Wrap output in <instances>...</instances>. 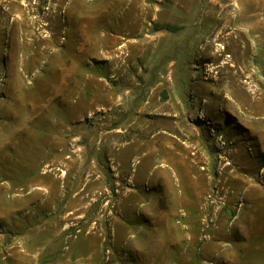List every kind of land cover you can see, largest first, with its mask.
Returning a JSON list of instances; mask_svg holds the SVG:
<instances>
[{
	"label": "rangeland",
	"instance_id": "rangeland-1",
	"mask_svg": "<svg viewBox=\"0 0 264 264\" xmlns=\"http://www.w3.org/2000/svg\"><path fill=\"white\" fill-rule=\"evenodd\" d=\"M127 1L0 0V260L65 225L90 264H264V0ZM169 99L198 181L143 165Z\"/></svg>",
	"mask_w": 264,
	"mask_h": 264
},
{
	"label": "crops",
	"instance_id": "crops-1",
	"mask_svg": "<svg viewBox=\"0 0 264 264\" xmlns=\"http://www.w3.org/2000/svg\"><path fill=\"white\" fill-rule=\"evenodd\" d=\"M111 1L113 4H129L127 0ZM213 3H215V5H219L221 2L213 0ZM132 5V16H135L136 19V16L139 17L145 9L141 4H139L138 0H134ZM170 101L171 99L166 101L165 105L167 106V109H165L164 112L156 111V116L166 119L165 134H172L161 137L164 144L159 147L157 146L155 148V152L147 156L144 162L142 161L143 165H147L148 167H151L152 165L157 166L156 172L158 175H163L162 169H160L161 166L167 168V180H170L171 177L172 180L175 178V180L180 183L193 182L194 180L198 181L199 178H195V176L199 174L196 163L198 164L199 162H202L205 158L203 149L199 148L201 143L200 134L199 132L193 134L189 129L191 131L190 133L193 134V138L190 137V140H187V142L190 141V144L188 143L189 147H187V145H183L184 142H186L183 137H180V140L183 141L181 145L178 140L174 139L175 137L173 134L177 132H174L171 129L183 128V130H185L188 129V127H185L184 117L181 115L180 108L178 107V109L175 110L172 105L173 109H170V106H168ZM171 104H173V100L170 105ZM140 105V108L135 110V113L142 117V115L147 114V111L143 108L144 106H142L143 104H141V102ZM174 123H176V125H174ZM138 130L139 128L136 129V132ZM209 156L211 157L210 154ZM135 157H138L136 148L134 149V159H136ZM140 162L137 163L142 165ZM129 163L127 165H129ZM159 163L161 164L159 165ZM181 194L183 197L188 198H199L201 196L200 191L194 188H191L190 190H182ZM177 202L180 204L181 198H178ZM65 234V225H30L20 233L19 238H21V240L19 241V246L16 245L11 247L19 249L18 252L24 253L26 256L21 257L20 261L13 263L6 262L5 259L7 257L5 256L2 260H0V264H90L89 259L95 251V248H97V246H102V243H98V241L92 237L87 236L79 237L78 239L68 242ZM64 247L66 248V251Z\"/></svg>",
	"mask_w": 264,
	"mask_h": 264
},
{
	"label": "bare ground",
	"instance_id": "bare-ground-1",
	"mask_svg": "<svg viewBox=\"0 0 264 264\" xmlns=\"http://www.w3.org/2000/svg\"><path fill=\"white\" fill-rule=\"evenodd\" d=\"M213 2V1H212ZM215 4V3H214ZM230 7V6H229ZM224 10V9H223ZM229 14V13H228ZM229 37V36H228ZM217 42V41H216ZM214 43V42H213ZM216 45V44H215ZM218 47H220V46H218ZM221 49H222V51L221 52H223V50H224V48H223V46H221ZM217 50V49H216Z\"/></svg>",
	"mask_w": 264,
	"mask_h": 264
},
{
	"label": "trees",
	"instance_id": "trees-1",
	"mask_svg": "<svg viewBox=\"0 0 264 264\" xmlns=\"http://www.w3.org/2000/svg\"><path fill=\"white\" fill-rule=\"evenodd\" d=\"M165 28H166V27H165ZM162 29H164V27H163Z\"/></svg>",
	"mask_w": 264,
	"mask_h": 264
}]
</instances>
